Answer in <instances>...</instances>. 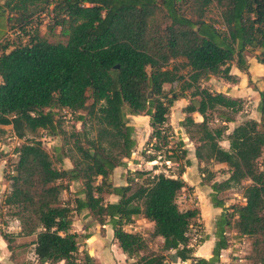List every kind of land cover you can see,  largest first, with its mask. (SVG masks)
<instances>
[{"label": "trees", "instance_id": "trees-1", "mask_svg": "<svg viewBox=\"0 0 264 264\" xmlns=\"http://www.w3.org/2000/svg\"><path fill=\"white\" fill-rule=\"evenodd\" d=\"M36 1L0 3V127L10 126L21 141L11 174L4 177L9 185L2 205L18 222L20 236H34L36 262L96 264L70 231L72 214L84 211L95 224L110 228L124 264H165L169 252L174 262L219 264L232 232L247 244L249 264H264V0H56L47 11L63 42H48L27 28L42 10ZM7 29L27 41L10 46ZM247 57L262 67L263 89L254 90L258 118L242 120L225 134L241 100L211 93L201 82L214 78L234 85L235 68L250 83ZM173 83L179 95L167 97L163 85ZM186 93L178 126L195 143L199 185L209 188L210 205L220 209L208 258L194 256L207 235L195 247L190 243L189 228L199 211L176 205L185 186L180 175L190 166L182 139L178 156L171 151L166 156L184 160L177 176L134 169L125 171L122 185L110 183L135 147L128 117H148L139 156L152 162L155 155L147 148L156 153L168 144V111ZM62 111L79 123L78 130L63 131ZM213 120L222 126L210 127ZM40 131L60 138L61 145L52 149L55 157L42 147ZM221 140L228 150L220 148ZM64 159L70 168H63ZM208 164H224L226 178L214 180ZM68 183L78 184L79 191L63 203L60 194ZM233 188L243 203L225 206L217 195ZM106 195L116 201L105 202ZM136 217L152 223L150 236L161 239L159 252L125 229ZM0 237L9 249V234L0 231Z\"/></svg>", "mask_w": 264, "mask_h": 264}, {"label": "rangeland", "instance_id": "rangeland-1", "mask_svg": "<svg viewBox=\"0 0 264 264\" xmlns=\"http://www.w3.org/2000/svg\"><path fill=\"white\" fill-rule=\"evenodd\" d=\"M4 0H0L2 3ZM56 0H37L36 4L40 7V14L36 17H33L31 20L30 27L31 33L34 31L36 34L45 39L48 42H63L64 38L59 34L57 28H52L50 18L51 14L47 11L50 10L51 4ZM48 3V7L46 4ZM47 7V8H46ZM211 16H214V13H211ZM27 30V29H26ZM16 30L7 29L5 32V40L10 46H16L18 44H24L28 36H19L16 35ZM30 35V34H28ZM251 59V57H249ZM251 76L250 79H254L256 75V70L253 65L254 62H251ZM233 72L238 76L239 81L236 84L232 85L224 82L221 79L208 78L206 81L201 82V85L208 89L211 93H229L230 91L233 95L241 96V111L236 115L239 117L255 116L254 110V100L255 97L252 95L253 90H255L254 82L246 83V75L240 74L237 70H233ZM253 75V77H252ZM252 92V93H251ZM163 93L167 97H173V95H179L178 85L173 83L171 85H163ZM236 93V94H235ZM185 100L181 102L179 99H176L174 102V108H170L168 111V124L169 130L167 132L168 135V144L162 147L158 152H151L149 148H147L146 153H150L155 155L154 161L150 162L152 169L154 170L153 174L163 173V175H172L177 176V170L183 167L184 160H178L177 162H173V160H167L166 156L170 155L173 152L176 156H178V141L182 139L183 147L186 149L187 154L186 158L191 157L193 147L195 146L194 141H190L186 134L184 133V129L178 126V123L184 118V113L182 114L177 102L186 103V99L188 98V93L184 94ZM61 115L64 116L62 129L66 133H69L71 127H75V129H79V123L73 122L72 117L66 112L62 111ZM194 117V116H191ZM145 119V118H140ZM245 120V119H244ZM130 121V120H129ZM134 125L139 130L135 135L133 133V138L137 141L141 140L143 136V128L145 120H134ZM210 127L213 126H222V124L213 120L209 123ZM92 134H90L91 136ZM38 138L41 141L42 147L46 150L47 153L53 158L54 152L53 147H59L61 145V140L58 136L56 137H48L44 136V132H38ZM220 142V141H219ZM21 144V141H18L12 134L11 130L5 126L0 127V231L8 233L11 239V243L9 245V249L6 248L5 242L0 237V264H38L33 255V248L31 246V241L34 239V236L30 237H22L19 235V224L15 221L9 212V208L2 205V199L4 194L8 191L9 182L5 180V175L11 174L12 166L16 160L15 149ZM144 145L141 146L140 150L143 149ZM170 149V150H169ZM137 151V150H136ZM171 151V152H170ZM135 152V150L133 151ZM160 155L161 159L158 160L156 157ZM216 164H208L206 168L214 175V178L217 179L219 177L224 176V170L215 166ZM63 168H70V162L67 159L63 160ZM125 169V167H124ZM119 171V170H118ZM121 171V170H120ZM123 171V170H122ZM121 171L120 175L115 174V176L111 175L110 183L115 185L118 183L119 176L123 177L122 181L124 182L125 173ZM125 171V170H124ZM185 171V169H184ZM195 175L198 177L199 182L200 176L198 172V168L195 169ZM185 176V173L180 175V179ZM115 179V181H114ZM214 179V180H215ZM197 186V185H196ZM79 191L78 184L68 183V187L66 191H62L60 194V201L63 203H71L74 196L77 195ZM210 190L205 186L199 185L197 190L194 187L184 186L176 196V205L179 210L184 211L187 209H196L199 211L198 217L191 222V226L189 228V236L190 243L194 247L197 246L195 244L198 243V240L201 239L205 232L212 233L213 228V220L215 219V211L212 210L211 205L209 203L208 194ZM219 199L223 201L224 204H232L241 202V198L239 195V191L237 188L230 189L228 191L222 192L217 195ZM125 229L139 234L145 241L149 251L159 252L161 246V240L158 238H153L150 236L151 225L148 224L147 221L144 222L140 219H134L132 224L129 226H124ZM70 231L79 236V243L81 245L80 249H86L89 251L90 255L93 257L94 262L96 264H123L125 262L122 257V253L120 254V250L117 248L116 244L112 238V232L108 226L100 227L95 224L86 214V212L82 211L78 214H72ZM85 235H89L88 239H84ZM231 233L228 234V239L230 245H233L231 248V253L226 255L225 262H220V264H249V261L245 259L247 254V244L241 243L236 240ZM172 252H169L166 255V262L171 264L174 262L172 257ZM181 262H175L173 264ZM184 264H189V262H185Z\"/></svg>", "mask_w": 264, "mask_h": 264}, {"label": "crops", "instance_id": "crops-1", "mask_svg": "<svg viewBox=\"0 0 264 264\" xmlns=\"http://www.w3.org/2000/svg\"><path fill=\"white\" fill-rule=\"evenodd\" d=\"M247 60V65H248V73L250 74L251 76V62H254V69L256 70V75H255V78L254 79H250L251 82H254V85L256 87L257 90H262L263 89V86H262V82L260 81L261 79V76H262V67L261 65L257 64L254 60L253 57H251V59L249 57L246 58ZM233 70H236L235 68H232L231 69V74L235 75L239 81V78L238 76L233 72ZM239 72V71H238ZM240 73V72H239ZM242 74V73H240ZM244 75V74H242ZM253 77V75H252ZM246 83H247V80H246ZM252 93V92H251ZM227 96L231 97V98H241V96L239 95H233V93L230 91L229 93H225ZM236 94V93H235ZM252 95L255 97V100H254V110H255V116L254 117H249V116H244V117H235V121L234 123L230 124L227 131H225V134H227L234 126H236L240 121L244 120V119H247V118H253V119H257L258 118V114L256 112V105H257V102H258V96H257V92H255L253 90V93ZM181 102H184L185 98H180L179 99ZM177 102V104L179 105H176V106H179L180 110L187 104L188 100L186 99V103H180ZM175 102V101H174ZM175 106L173 105V108ZM183 114V113H182ZM191 116H194L192 117L193 120L195 122H200L201 121V118L199 115H197L196 113H193ZM129 124L133 127L134 129V132H135V135L137 134V132L139 130H137V128L135 127L134 123L135 122L134 120H145V123H144V128H143V136L141 138V140L137 141L135 140V147L133 149V151L135 150V152H132L131 153V156L128 158V159H125L124 162H125V169L124 167H118V168H115L114 171L112 172V176L115 174H119L121 173V171L123 173H125L126 170H134V169H139V170H150L152 172H154V170L152 169L151 167V164L150 162H146L144 160H142L139 156V153H138V150H140L141 146L144 145L145 141L147 140V137H148V134H149V127H148V117L146 116H129ZM140 118H145V119H140ZM169 126V124H168ZM7 128L10 129V126H5ZM218 145L220 146L221 149L223 150H228V143L226 140H221L220 142H218ZM137 150V151H136ZM140 152V151H139ZM189 163H190V166L185 168V171L183 173H185V176L182 178L183 182L185 183V186H189V187H194V189L197 190V187H199V180H198V177L195 175V169H196V161L195 159L193 158V155H191V157H188L187 158ZM216 167L218 168H221L223 170H226V167L224 164H216L215 165ZM119 170V171H118ZM121 170V171H120ZM125 170V171H124ZM226 178V175L222 176V177H219L217 179H215L216 181L218 180H222V179H225ZM123 177L119 176V178H117V180H119L118 183H115V185L113 184V186H120L123 184V181H122ZM115 181V179H114ZM197 185V186H196ZM104 201L105 202H115L116 201V197L115 196H112V195H106L104 196ZM241 203H243V201L241 200ZM225 206H227V204H224ZM212 210L215 211V216L217 217V215L220 213V209L219 208H213L211 206ZM135 219V218H134ZM136 219H140L144 222L145 219L141 218V217H136ZM146 221V220H145ZM214 221V220H213ZM148 222V221H147ZM148 224L151 225V230H152V223L148 222ZM205 235H207V239L200 245V246H197L195 248V253H194V256L195 257H203V258H208L210 256V251H211V248H212V245H213V238H212V235L209 232H205L204 233ZM233 236L235 235L233 232L231 233ZM160 239V238H158ZM161 240V239H160ZM238 241H240L241 243H244V239L243 238H237ZM233 247V245H230L228 246L227 249L225 250H222L221 253H220V257H219V264L220 262H225L226 260V255L231 253V248ZM88 252V254L90 255L89 251L86 250ZM121 254V252H120ZM91 256V255H90ZM92 257V256H91ZM122 257L125 259V256L122 255ZM93 258V257H92ZM178 262V260H177ZM123 264V261L122 263ZM176 264H179V263H176ZM181 264H184V263H181Z\"/></svg>", "mask_w": 264, "mask_h": 264}, {"label": "built area", "instance_id": "built-area-1", "mask_svg": "<svg viewBox=\"0 0 264 264\" xmlns=\"http://www.w3.org/2000/svg\"><path fill=\"white\" fill-rule=\"evenodd\" d=\"M156 158H157L158 160H160V159H161V156H160V155H158Z\"/></svg>", "mask_w": 264, "mask_h": 264}]
</instances>
